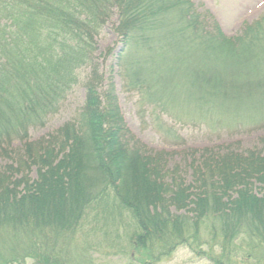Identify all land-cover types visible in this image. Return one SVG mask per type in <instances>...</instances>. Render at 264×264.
<instances>
[{"label": "trees", "instance_id": "1", "mask_svg": "<svg viewBox=\"0 0 264 264\" xmlns=\"http://www.w3.org/2000/svg\"><path fill=\"white\" fill-rule=\"evenodd\" d=\"M114 17L121 50L111 67L160 136L186 144L189 133L264 130V15L228 38L192 0H0V157L36 170L11 189L0 175V225L64 235L105 197L134 220L138 264H160L183 246L220 248L216 264L244 253L241 245L264 260V155L205 150L192 183L168 186L164 152L147 153L131 136L115 77L99 62L112 56L98 58L97 39ZM78 87L77 117L30 143ZM39 238L24 251L0 246V264L46 261Z\"/></svg>", "mask_w": 264, "mask_h": 264}, {"label": "rangeland", "instance_id": "2", "mask_svg": "<svg viewBox=\"0 0 264 264\" xmlns=\"http://www.w3.org/2000/svg\"><path fill=\"white\" fill-rule=\"evenodd\" d=\"M193 3L200 13H208L228 38L236 36L246 24L250 25L264 15V0H193ZM116 22L117 18L114 17L97 39L98 58L104 57L108 49L113 50L112 56L107 58L106 63L101 60L99 62L103 64L102 70L106 78L115 77L114 83L119 105L131 136L139 145H142V148L144 147L147 153L164 152L161 166L166 169L168 178H166L165 183L168 186L172 188L173 185H178L179 178L187 183L193 182V168L200 165L203 158L207 157L208 154H203L205 150H213L214 152L220 146L234 149L243 154L252 150L264 155V145L262 144L264 130H255V132L249 130L237 135L224 134L222 137L213 136L212 138L209 136L201 138L196 133H189L190 137L188 136L186 144H183L181 141L174 142L164 139L149 123L145 124L138 114L137 98L122 90L121 82L116 75L117 67L114 68V71L111 67L114 64L113 56L119 49L118 37L114 32ZM84 96V90L81 88L78 87L73 90L61 112L51 118L45 128L30 131V143L39 142L40 139L54 133L65 123L75 119L83 106ZM17 147L19 148L21 145L15 144L14 148ZM190 148H194V152L188 151ZM15 160L12 158L9 162L0 157V175L6 177L7 186L10 189L12 185L13 187L16 186L15 182L26 171L32 179H36L34 167L19 166V162L17 164ZM8 162L11 164L6 165ZM6 166L13 167L15 171L9 173L5 168ZM21 170L23 173L20 172ZM175 170L178 172L176 173ZM186 182L185 184L188 185ZM94 188L101 189L96 185ZM104 199L105 197L99 200L97 205L86 208L85 210H89L87 215H81L74 230L71 232L69 229L64 235L57 236L52 234L50 230L43 232L45 229H42L39 238V233L35 234L28 231L31 228H5L4 225H0V246L4 249H2L3 254L12 249L23 250L26 247L31 249L32 240L39 238V245L36 248H40V252L43 250L42 257L46 258V261L43 259L40 260L41 262L34 260L28 261V264H64L61 259L67 260L68 258L70 259L68 261H71L69 264H72L73 259L88 260L86 264H138L134 257H131L133 249H126L122 246L124 243L130 244L126 233L130 227L132 228L134 220L124 211H120L116 205H108ZM34 245L36 246V244ZM241 248L242 252H245L239 255L230 254L231 257H227L229 260L226 262L227 264H264L263 258L261 260L258 256V259L256 252L248 255L247 246L241 245ZM211 250L206 254V248L201 253L199 249L193 252L189 247L183 246L160 264H216L220 259L221 249L217 247ZM78 264L80 263L78 262Z\"/></svg>", "mask_w": 264, "mask_h": 264}, {"label": "bare ground", "instance_id": "3", "mask_svg": "<svg viewBox=\"0 0 264 264\" xmlns=\"http://www.w3.org/2000/svg\"><path fill=\"white\" fill-rule=\"evenodd\" d=\"M158 153H159V152H158ZM160 153H161V152H160ZM161 176H163V175H161ZM192 177H194V176H192ZM91 185H92V184H91ZM124 233H125V232H124ZM126 234H127V235H126L127 237H128V236H130V234H129V231H127V233H126ZM145 235H147V236H146V237H142V239L144 238V239L146 240V239H147V237L149 236V233H148V231H147V233H146ZM127 237H126V238H127ZM149 238H150V237H149ZM123 240H124V239H123ZM149 240H150V241H152V238H150ZM132 244H133V242H132ZM127 245H128V247H127ZM127 245H126L125 243H124V244H122V246H123L124 248L128 249V248H129V246H130V244H127ZM134 245H135V243H134ZM203 245H204V246H207V245H205V244H203ZM135 246H137V245H135Z\"/></svg>", "mask_w": 264, "mask_h": 264}]
</instances>
